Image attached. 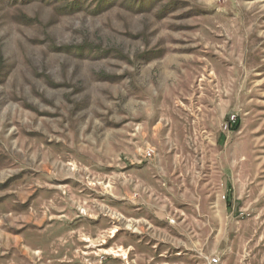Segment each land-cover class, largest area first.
Wrapping results in <instances>:
<instances>
[{
	"label": "rangeland",
	"instance_id": "rangeland-1",
	"mask_svg": "<svg viewBox=\"0 0 264 264\" xmlns=\"http://www.w3.org/2000/svg\"><path fill=\"white\" fill-rule=\"evenodd\" d=\"M0 264H264V0H0Z\"/></svg>",
	"mask_w": 264,
	"mask_h": 264
},
{
	"label": "built area",
	"instance_id": "built-area-1",
	"mask_svg": "<svg viewBox=\"0 0 264 264\" xmlns=\"http://www.w3.org/2000/svg\"><path fill=\"white\" fill-rule=\"evenodd\" d=\"M234 117V116H233ZM233 117H231L230 120H234ZM154 151L152 148H147L144 153H143V156L146 157V158H150L152 155H153ZM213 263H216L217 262V258H212L211 259Z\"/></svg>",
	"mask_w": 264,
	"mask_h": 264
}]
</instances>
